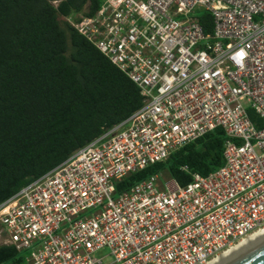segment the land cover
<instances>
[{"label": "built area", "instance_id": "obj_1", "mask_svg": "<svg viewBox=\"0 0 264 264\" xmlns=\"http://www.w3.org/2000/svg\"><path fill=\"white\" fill-rule=\"evenodd\" d=\"M67 21L141 105L0 201V245L24 264H207L262 229L264 0H101ZM216 127L227 137L216 169L114 192Z\"/></svg>", "mask_w": 264, "mask_h": 264}, {"label": "trees", "instance_id": "obj_2", "mask_svg": "<svg viewBox=\"0 0 264 264\" xmlns=\"http://www.w3.org/2000/svg\"><path fill=\"white\" fill-rule=\"evenodd\" d=\"M100 1L0 0V201L141 105L135 85L67 21L92 15ZM197 19L209 33L210 15ZM226 139L216 127L125 175L114 192L155 173L184 186L222 164ZM0 264H24L23 254L0 245Z\"/></svg>", "mask_w": 264, "mask_h": 264}, {"label": "water", "instance_id": "obj_3", "mask_svg": "<svg viewBox=\"0 0 264 264\" xmlns=\"http://www.w3.org/2000/svg\"><path fill=\"white\" fill-rule=\"evenodd\" d=\"M222 264H264V238L259 239Z\"/></svg>", "mask_w": 264, "mask_h": 264}, {"label": "bare ground", "instance_id": "obj_4", "mask_svg": "<svg viewBox=\"0 0 264 264\" xmlns=\"http://www.w3.org/2000/svg\"><path fill=\"white\" fill-rule=\"evenodd\" d=\"M264 238V227L253 234L246 237L244 240H242L239 244H237L235 247L229 249L228 251L222 253L220 256H218L216 259L212 260L211 262L207 264H222L243 249L251 246L259 239Z\"/></svg>", "mask_w": 264, "mask_h": 264}]
</instances>
